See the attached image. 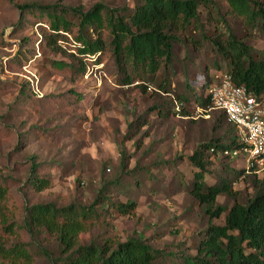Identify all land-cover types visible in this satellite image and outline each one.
Masks as SVG:
<instances>
[{
	"label": "rangeland",
	"instance_id": "rangeland-1",
	"mask_svg": "<svg viewBox=\"0 0 264 264\" xmlns=\"http://www.w3.org/2000/svg\"><path fill=\"white\" fill-rule=\"evenodd\" d=\"M258 1L264 6V0ZM24 3H57L69 8L68 19L77 21L73 8L87 11L103 3L123 11L136 0H0V178L14 183L17 210L22 212L27 199L86 205L103 193L117 201H136L134 213L111 217L112 234L120 240L140 238L161 250L160 264H186L185 257L197 254L210 223H225V214L211 219L191 193L197 168L189 157L225 130L213 129L219 110L205 112L194 101L185 104L189 115H173L179 111L176 100L178 94L190 91L188 83L198 90L207 72L215 80L228 71L227 61L210 40L217 27L224 31L230 27L239 37L248 35L257 51H264V29L254 28L250 36L252 28L230 12L227 0H201L199 21L175 46L169 92L148 82L144 93L136 83L118 84L120 76L109 50L100 63L95 62L97 55L86 56L87 72L82 77L78 71L58 69L51 61L70 62L69 54L79 53V43L68 34L69 40L60 41L65 53L43 51L38 24L47 17L23 11ZM218 15L227 23L216 22ZM34 87L42 94L37 95ZM33 158L53 177V187L41 194L25 188ZM227 163L233 160L211 159L205 174L208 185L221 176L234 178L224 170ZM234 189L242 203L255 195L245 177L234 182ZM217 202L230 208L235 199L221 194ZM36 264L48 263L39 259Z\"/></svg>",
	"mask_w": 264,
	"mask_h": 264
},
{
	"label": "trees",
	"instance_id": "trees-1",
	"mask_svg": "<svg viewBox=\"0 0 264 264\" xmlns=\"http://www.w3.org/2000/svg\"><path fill=\"white\" fill-rule=\"evenodd\" d=\"M231 13L243 19L253 35L254 28L264 29V6L258 0H227ZM201 0H136L127 10L96 3L90 10L73 8L77 21L67 18V10L57 3L39 5L24 3L23 11L46 15L40 26L39 44L43 51L65 53L60 41L68 34L79 43L78 54H69L70 62L52 60L60 70L69 69L82 77L87 72L86 56L101 55L109 50L117 68L120 85H135L147 93L150 83L169 92L170 72L174 70V50L193 22L199 21ZM219 12V10H217ZM220 13V12H219ZM216 22L227 21L218 15ZM40 22V21H39ZM45 24V25H44ZM248 35L239 37L227 27L216 28L210 40L216 52L227 61L228 73L237 85H244L257 96L264 95V51H257L248 43ZM195 43L196 40H193ZM164 76V77H163ZM197 89L188 83L187 90L178 94L179 111L172 114L189 115L186 103L196 102L205 112L213 107L210 88L215 83L208 72ZM81 96V95H79ZM82 97V96H81ZM179 100V101H178ZM220 111L215 116L214 135L189 157L197 170L191 193L205 207L211 219L225 214L223 225L210 223L205 236L197 246V254L185 257L186 264H264V176L246 174L235 168V162L224 164L228 174L208 185L205 174L211 159L221 157L227 148L237 145L236 128ZM160 113L168 115L170 113ZM131 126H133L131 124ZM232 160V159H230ZM234 164V165H233ZM41 164L33 158L25 188L33 193L53 187L51 174L43 172ZM245 177L255 188V195L246 203L238 201L240 192L234 182ZM14 183L0 178V264H36L43 259L48 264H160L162 251L140 238L120 240L112 234L111 217L129 215L138 208L136 201L122 202L110 195H99L90 204L76 202L61 204L53 200L33 202L27 199L20 213L14 203ZM235 199L227 208L218 204L219 195ZM24 235L30 239L25 240ZM36 238L39 243L34 242Z\"/></svg>",
	"mask_w": 264,
	"mask_h": 264
},
{
	"label": "built area",
	"instance_id": "built-area-1",
	"mask_svg": "<svg viewBox=\"0 0 264 264\" xmlns=\"http://www.w3.org/2000/svg\"><path fill=\"white\" fill-rule=\"evenodd\" d=\"M33 90L42 94L39 87ZM209 91L212 109L223 111L236 128L237 145L222 154L236 161L246 174L264 176V95L257 96L244 85L235 84L228 72L217 75Z\"/></svg>",
	"mask_w": 264,
	"mask_h": 264
}]
</instances>
